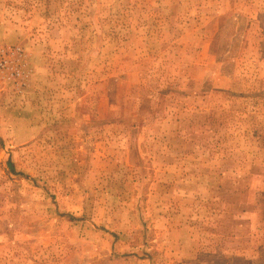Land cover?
<instances>
[{
	"label": "rangeland",
	"instance_id": "rangeland-1",
	"mask_svg": "<svg viewBox=\"0 0 264 264\" xmlns=\"http://www.w3.org/2000/svg\"><path fill=\"white\" fill-rule=\"evenodd\" d=\"M0 50V264H264V0H0Z\"/></svg>",
	"mask_w": 264,
	"mask_h": 264
},
{
	"label": "built area",
	"instance_id": "built-area-1",
	"mask_svg": "<svg viewBox=\"0 0 264 264\" xmlns=\"http://www.w3.org/2000/svg\"><path fill=\"white\" fill-rule=\"evenodd\" d=\"M3 52L2 50H0V53ZM6 59H0V67H3L5 65V61ZM23 78V77H22Z\"/></svg>",
	"mask_w": 264,
	"mask_h": 264
},
{
	"label": "trees",
	"instance_id": "trees-1",
	"mask_svg": "<svg viewBox=\"0 0 264 264\" xmlns=\"http://www.w3.org/2000/svg\"><path fill=\"white\" fill-rule=\"evenodd\" d=\"M7 163H8V166H10V168H13V163L10 160H8Z\"/></svg>",
	"mask_w": 264,
	"mask_h": 264
}]
</instances>
